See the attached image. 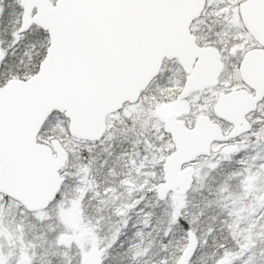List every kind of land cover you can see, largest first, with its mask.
Instances as JSON below:
<instances>
[{"label": "snow or ice", "instance_id": "snow-or-ice-1", "mask_svg": "<svg viewBox=\"0 0 264 264\" xmlns=\"http://www.w3.org/2000/svg\"><path fill=\"white\" fill-rule=\"evenodd\" d=\"M0 264H264V0H0Z\"/></svg>", "mask_w": 264, "mask_h": 264}]
</instances>
